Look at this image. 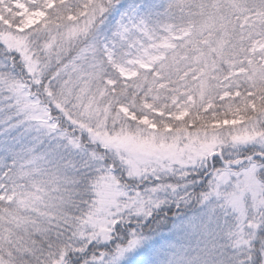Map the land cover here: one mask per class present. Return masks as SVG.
Listing matches in <instances>:
<instances>
[{
    "label": "snow or ice",
    "instance_id": "snow-or-ice-1",
    "mask_svg": "<svg viewBox=\"0 0 264 264\" xmlns=\"http://www.w3.org/2000/svg\"><path fill=\"white\" fill-rule=\"evenodd\" d=\"M0 264H264V0H0Z\"/></svg>",
    "mask_w": 264,
    "mask_h": 264
}]
</instances>
